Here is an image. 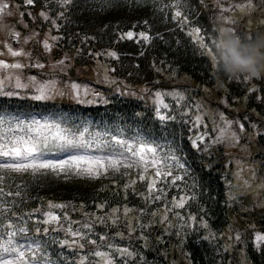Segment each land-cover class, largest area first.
<instances>
[{
  "label": "trees",
  "instance_id": "obj_1",
  "mask_svg": "<svg viewBox=\"0 0 264 264\" xmlns=\"http://www.w3.org/2000/svg\"><path fill=\"white\" fill-rule=\"evenodd\" d=\"M7 1L28 5L25 0ZM45 1L34 0L35 9L50 13L59 41L74 61L85 52L83 63L88 64L96 54L114 50L112 74L125 88L104 87L108 100L92 105L0 95V117L6 121L0 127L22 135L17 122L42 126L45 136L59 130L92 144L46 149L44 158L76 155L104 161L98 175L71 169L35 174L0 169V202L7 209L0 229L8 224L24 227L16 240L34 248L37 242L55 264H171L175 250L192 264H264V241L255 242V233L264 234V192L258 200L233 193L232 155L215 139L213 127L185 117L186 108L183 114L164 116L165 109L143 99L154 91L184 88L198 95L202 89L217 91L233 105L247 103L253 112L228 111L254 119L260 130L258 155L264 158V104L255 90L247 95V82L218 76L213 47L218 32L228 31L224 18L242 20L237 8L248 0H70L62 15L54 4L42 8ZM251 1L259 11L264 9V0ZM237 28L247 36L245 27ZM130 88L140 96L126 94ZM41 111H54V116H40ZM113 137L135 150L144 143L156 151L141 162ZM109 157L118 163L113 165ZM152 159L158 163L152 165ZM157 168L161 175H156ZM258 177L264 179V161ZM229 228L238 231V240L228 236ZM123 249L131 255L118 251Z\"/></svg>",
  "mask_w": 264,
  "mask_h": 264
},
{
  "label": "rangeland",
  "instance_id": "obj_2",
  "mask_svg": "<svg viewBox=\"0 0 264 264\" xmlns=\"http://www.w3.org/2000/svg\"><path fill=\"white\" fill-rule=\"evenodd\" d=\"M2 2L8 7L0 13V61L8 67L0 66L1 96L40 100L35 99L40 95L38 89L48 86L46 98L42 101L92 105L108 100V91L104 87L119 92L125 88L121 80L112 74L111 60L117 55L114 50L108 49L96 54V59L88 64L83 63L85 52L84 55L78 54V60L74 61V56L61 45L58 33L55 32L59 29L55 27V20L49 12L45 9L36 10L34 4L22 7L7 0ZM53 4L60 9V15L67 5L62 0H46L41 7ZM237 10L239 13L237 12L236 16L243 15V19L234 21L231 16H226L224 19L229 25L228 31L237 33V26H243L249 37L264 33V9L259 11L252 1L248 0L240 4ZM238 34L243 35L241 32ZM12 52L23 54L12 55ZM73 54L77 55L76 52ZM16 64L21 67H11ZM239 80L247 82V95L255 90L257 98L264 104V77H241ZM130 89L125 90V93L140 96L133 88ZM183 89L154 91L143 96V99L159 110L165 109L164 116L176 115L186 108L185 117L196 118L204 125L213 127L215 139L224 145L226 153L232 155L233 175L237 186L233 193L247 194L254 200L262 199L264 179L258 177V167L264 158L258 155L259 148L255 143L259 127L249 115L236 117L231 116L228 111L253 112L251 107L247 103L230 104L227 97L220 96L219 92L214 90L202 89V93L198 95V92H193L192 89L190 92ZM47 113L54 116V111H41L39 115L46 116ZM252 155L259 158L256 157V160ZM226 233L235 240L239 239L238 231L234 228H229ZM258 236L264 234L255 233L257 244L261 242L257 240ZM171 264L192 263L186 254L175 250L172 252Z\"/></svg>",
  "mask_w": 264,
  "mask_h": 264
},
{
  "label": "snow or ice",
  "instance_id": "obj_3",
  "mask_svg": "<svg viewBox=\"0 0 264 264\" xmlns=\"http://www.w3.org/2000/svg\"><path fill=\"white\" fill-rule=\"evenodd\" d=\"M28 5L33 4L34 0H25ZM63 3L68 4L70 0H62ZM8 5L0 0V13L6 9ZM62 15V13H61ZM181 13L176 12V17L179 18ZM186 19V18H185ZM199 33V29L194 30ZM128 38H131L134 34L129 32L126 34ZM144 39L148 37L144 33L139 34ZM12 55H22L21 52H12ZM114 55V54H113ZM0 66L8 67L2 61H0ZM11 67H21V65H11ZM47 87L38 89L40 95L36 96L35 99H45L47 95ZM6 121L0 117V126H3ZM35 123V122H34ZM40 127H33V125H23L19 122L16 123L15 128L20 129L24 134L16 135L14 128L0 127V159L5 162H0V169L9 170L12 172L23 173L31 172L33 174L40 173L43 171H53L60 172L66 170H76L79 174H99V169L104 167V161L100 158H90L86 156H70L68 159L64 160H49L44 158L45 150L51 151L54 147L59 150L64 149H75L83 147H92V144L83 141H76L70 138L68 135L64 134L62 131H56L54 135H43L40 131ZM241 127H243L241 125ZM24 129H29V132H24ZM35 132L36 135L31 133ZM6 133H11L8 135ZM117 145L124 146L128 152L132 153L133 156H139L140 161L144 162L146 160L147 153H155L156 149L152 148L144 143L138 144V150L133 149L128 146L126 141L115 138ZM109 160L113 165L117 164L118 161ZM152 165L158 163L157 160H151ZM88 165V167L81 168V165ZM96 165V168L91 167V165ZM156 175H161L160 170L157 168ZM179 179V177H177ZM154 187V184H153ZM2 191V190H0ZM8 195H12L9 193ZM19 195V193H17ZM182 206V203L181 205ZM6 207L3 202H0V217H3ZM51 219H58L52 215V213L47 214ZM50 222V221H46ZM26 231L24 227H16L15 225L8 224L6 230L0 229V264H55L54 261L46 259L45 255L40 252L39 245L37 242H33L37 246L34 248L32 245H21L16 237L18 234H23ZM39 231V229H37ZM73 235H79V233H73ZM258 241H264V236H258ZM67 243V242H66ZM123 255H131L127 249L118 250ZM27 255V260H26ZM97 256H103V253H95ZM111 264V262H110Z\"/></svg>",
  "mask_w": 264,
  "mask_h": 264
},
{
  "label": "clouds",
  "instance_id": "obj_4",
  "mask_svg": "<svg viewBox=\"0 0 264 264\" xmlns=\"http://www.w3.org/2000/svg\"><path fill=\"white\" fill-rule=\"evenodd\" d=\"M213 47L218 76L231 79L264 77V33L249 37L219 31Z\"/></svg>",
  "mask_w": 264,
  "mask_h": 264
},
{
  "label": "water",
  "instance_id": "obj_5",
  "mask_svg": "<svg viewBox=\"0 0 264 264\" xmlns=\"http://www.w3.org/2000/svg\"><path fill=\"white\" fill-rule=\"evenodd\" d=\"M0 243H1V240H0Z\"/></svg>",
  "mask_w": 264,
  "mask_h": 264
}]
</instances>
